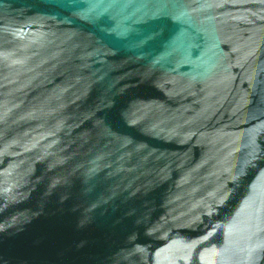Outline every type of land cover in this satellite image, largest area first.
<instances>
[{
    "label": "water",
    "instance_id": "95a60500",
    "mask_svg": "<svg viewBox=\"0 0 264 264\" xmlns=\"http://www.w3.org/2000/svg\"><path fill=\"white\" fill-rule=\"evenodd\" d=\"M0 264H264V0H0Z\"/></svg>",
    "mask_w": 264,
    "mask_h": 264
}]
</instances>
